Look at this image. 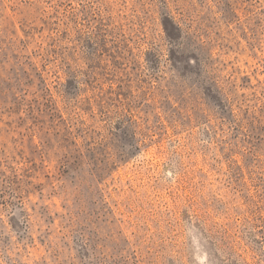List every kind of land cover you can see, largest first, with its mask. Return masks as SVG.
<instances>
[{
    "label": "rangeland",
    "instance_id": "374dc122",
    "mask_svg": "<svg viewBox=\"0 0 264 264\" xmlns=\"http://www.w3.org/2000/svg\"><path fill=\"white\" fill-rule=\"evenodd\" d=\"M0 264H264V0H0Z\"/></svg>",
    "mask_w": 264,
    "mask_h": 264
},
{
    "label": "trees",
    "instance_id": "16d2710c",
    "mask_svg": "<svg viewBox=\"0 0 264 264\" xmlns=\"http://www.w3.org/2000/svg\"><path fill=\"white\" fill-rule=\"evenodd\" d=\"M166 30H167V33L168 35L170 36V38H177L176 34L171 32V30L166 26Z\"/></svg>",
    "mask_w": 264,
    "mask_h": 264
}]
</instances>
